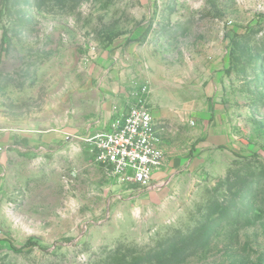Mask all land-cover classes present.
<instances>
[{"label": "rangeland", "instance_id": "1", "mask_svg": "<svg viewBox=\"0 0 264 264\" xmlns=\"http://www.w3.org/2000/svg\"><path fill=\"white\" fill-rule=\"evenodd\" d=\"M140 101L166 152L142 191L88 141ZM198 226L180 264H264V0H0V264H91Z\"/></svg>", "mask_w": 264, "mask_h": 264}, {"label": "built area", "instance_id": "2", "mask_svg": "<svg viewBox=\"0 0 264 264\" xmlns=\"http://www.w3.org/2000/svg\"><path fill=\"white\" fill-rule=\"evenodd\" d=\"M111 124L92 135L90 152L109 178L128 189L148 190L157 186L166 152L164 122L142 101L111 110Z\"/></svg>", "mask_w": 264, "mask_h": 264}, {"label": "trees", "instance_id": "3", "mask_svg": "<svg viewBox=\"0 0 264 264\" xmlns=\"http://www.w3.org/2000/svg\"><path fill=\"white\" fill-rule=\"evenodd\" d=\"M210 232L206 226H198L186 236L176 235L153 247L119 246L91 264H180L207 242L202 241V236L208 238Z\"/></svg>", "mask_w": 264, "mask_h": 264}, {"label": "crops", "instance_id": "4", "mask_svg": "<svg viewBox=\"0 0 264 264\" xmlns=\"http://www.w3.org/2000/svg\"><path fill=\"white\" fill-rule=\"evenodd\" d=\"M110 114H111V112H110ZM157 118H159V119H161L162 118V116L164 115V113H162V112H158V113H153ZM110 117H111V115H110Z\"/></svg>", "mask_w": 264, "mask_h": 264}]
</instances>
